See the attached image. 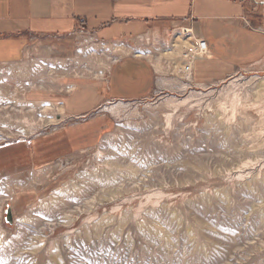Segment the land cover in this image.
I'll return each instance as SVG.
<instances>
[{
    "label": "rangeland",
    "instance_id": "374dc122",
    "mask_svg": "<svg viewBox=\"0 0 264 264\" xmlns=\"http://www.w3.org/2000/svg\"><path fill=\"white\" fill-rule=\"evenodd\" d=\"M233 1L253 15L249 28L264 23V0ZM231 3L177 0L165 13L192 14L202 32L219 41L225 31L221 17ZM172 22L160 31L165 37ZM131 29L117 26L109 34ZM154 31L148 33L150 41L105 43L150 48ZM92 44L98 39L80 28L67 35H37L28 39L17 64L50 53L74 63L77 51ZM12 66H0V79L15 86L17 79L8 73ZM170 73L164 75L169 81L164 89L145 99L122 100L126 107L118 114L105 110L118 102L109 100L87 115L58 113L54 123L35 126L31 135L0 133V193L10 196L0 206L5 236L0 264H264V58L196 81ZM56 78L60 84L79 81ZM118 124L143 134L132 147L133 142L124 149L119 141L113 144L140 172L107 190L104 179L119 176L120 169L107 165V159H116L101 153L100 146L108 135L122 136ZM57 192L68 194L51 204ZM8 208L13 223L6 220ZM29 217L38 223H25ZM20 229L27 237L16 247L12 241Z\"/></svg>",
    "mask_w": 264,
    "mask_h": 264
},
{
    "label": "crops",
    "instance_id": "0c3cea01",
    "mask_svg": "<svg viewBox=\"0 0 264 264\" xmlns=\"http://www.w3.org/2000/svg\"><path fill=\"white\" fill-rule=\"evenodd\" d=\"M175 1L0 0V66L22 61L28 39L32 36L67 35L80 28L92 33L98 42L120 41L146 36L153 29L161 30L172 21L189 17L195 19L197 31L210 47L208 57L196 61L193 73L195 81L199 75L211 78L213 75L231 73L264 58V23H259L256 29L249 28L253 15L249 14L247 5L241 1L230 0L232 6L226 9L227 15L221 17L225 31L219 41L206 36L200 20L192 14L188 17L166 14V10L174 7L171 3ZM125 25L132 26L130 32L109 34L115 27ZM124 56L109 67L102 79L76 78L79 81L61 84H73L71 91L64 88L45 91L32 89L24 93V98L56 104L62 108L59 113L66 116H83L92 113L105 101L145 99L169 84L164 80L163 87L159 86L158 81L164 76L147 59L133 54ZM203 61H206L205 65L201 64ZM33 94L49 98L35 100L30 98Z\"/></svg>",
    "mask_w": 264,
    "mask_h": 264
},
{
    "label": "bare ground",
    "instance_id": "6f19581e",
    "mask_svg": "<svg viewBox=\"0 0 264 264\" xmlns=\"http://www.w3.org/2000/svg\"><path fill=\"white\" fill-rule=\"evenodd\" d=\"M144 38L147 37L142 36L133 39L143 40ZM48 51L50 53V49ZM127 54H133L137 57L147 59L155 66V68L158 70L157 72L161 73V75L163 76L165 74L164 72L179 73L180 63L178 59V50L170 48L164 49L162 44L159 46H152L150 48L143 47L140 49H134L132 46L127 45L125 43L118 42L113 44H107L105 42H99L98 45L92 44L86 48L78 50L75 54L76 57L74 63L72 58L64 60L54 59L53 57H51L52 53H50L44 57L33 59L29 62H23L20 65L15 64L12 66V69L8 73H10V77L17 79L16 85L13 86L12 84H10L6 78L0 79V133L5 134L6 136H13L17 134L21 136L31 135L34 132H32V130L35 126L42 127L54 123L55 115L62 111V108H60V106L58 107L56 104H53L51 102L33 101L25 99L24 93L26 91H31L32 89H39L42 91L50 89L61 90L62 88L67 91H71L74 87L73 84H67L63 86L59 83L56 77H65L67 75L69 77L79 79H102L104 78L107 66H111L119 58H124V55ZM166 79L165 77L159 79L158 83L160 87H163V81H166ZM198 86H201V88H203V85L201 84H198ZM125 107V103H123L122 101H118L115 104L106 107L105 110L111 114H118ZM117 128L121 131L122 136L118 138H113L111 135H108L102 139L100 146L101 153L110 154L111 159H116L115 162H112L113 160L110 161L107 159V165L111 167L116 166L120 169L119 176L116 175L113 178H109L108 181H105L104 179V185L106 186L107 190L111 188V186H113L114 184H117L119 181H122V179L135 178V176L140 172L139 167L134 165L130 157L129 159L125 160L126 155L122 154L125 151L122 150L119 152V150H116L114 148L115 146H113V144L118 143L119 141L120 144H118V146L124 149L123 146H125L129 142H133L132 145L129 146L132 147L134 146L135 140L137 138H141L143 134L138 133L140 131L136 132L134 130V127H132L131 125L124 126L118 124ZM133 150L134 149L129 148L126 151L131 152ZM116 153H119V156H116L118 158H116L114 155ZM54 170H56V168ZM90 182L92 184L95 183L92 180ZM67 194L68 193L60 195L57 192L55 196L56 198L51 202V204L62 202ZM9 198L10 196L7 195V193L1 192L0 206ZM43 207H45L46 209L48 207V204L44 203ZM48 210L49 208L46 209V211ZM23 221L27 224L38 223V220L30 217L24 218ZM26 234L24 230L20 229L17 236L14 237L13 241L11 240L12 244H15L17 247L23 242V239L27 237ZM4 237V232H1L0 246L4 243Z\"/></svg>",
    "mask_w": 264,
    "mask_h": 264
},
{
    "label": "built area",
    "instance_id": "2783aa9c",
    "mask_svg": "<svg viewBox=\"0 0 264 264\" xmlns=\"http://www.w3.org/2000/svg\"><path fill=\"white\" fill-rule=\"evenodd\" d=\"M195 22L193 17L173 21L169 30V37L161 34L162 31L165 32L167 27L161 30L157 29L151 36L155 43L154 46L162 44L164 49L178 50L179 73L187 81L192 80L196 61L207 58L210 53L208 41L197 31ZM146 37L148 38V35ZM147 38L146 41H150ZM33 40H35V36L30 37V41Z\"/></svg>",
    "mask_w": 264,
    "mask_h": 264
},
{
    "label": "water",
    "instance_id": "95a60500",
    "mask_svg": "<svg viewBox=\"0 0 264 264\" xmlns=\"http://www.w3.org/2000/svg\"><path fill=\"white\" fill-rule=\"evenodd\" d=\"M6 220L9 222V223H13V218H12V211L10 208H8L6 210Z\"/></svg>",
    "mask_w": 264,
    "mask_h": 264
}]
</instances>
